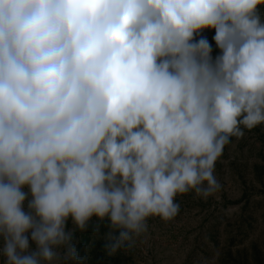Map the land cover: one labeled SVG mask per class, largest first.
<instances>
[{"label":"clouds","instance_id":"clouds-1","mask_svg":"<svg viewBox=\"0 0 264 264\" xmlns=\"http://www.w3.org/2000/svg\"><path fill=\"white\" fill-rule=\"evenodd\" d=\"M264 0H0V255L133 249L177 196L207 200L231 138L264 125ZM205 30H214L213 47ZM27 189V190H25ZM71 220L73 227L68 229ZM209 256L193 264H219ZM187 251L173 264H184Z\"/></svg>","mask_w":264,"mask_h":264},{"label":"rangeland","instance_id":"rangeland-1","mask_svg":"<svg viewBox=\"0 0 264 264\" xmlns=\"http://www.w3.org/2000/svg\"><path fill=\"white\" fill-rule=\"evenodd\" d=\"M203 35L215 47L214 30ZM243 130L244 136L232 137L217 162L220 192L207 200L192 192L178 195L180 212L175 220L150 219L149 233L133 249L110 258L104 255L103 264H173L188 249L184 264H193L198 254L210 255L205 238L220 251L219 264H264V125ZM67 227H73L71 220ZM82 234H75L77 248L81 256L87 251L92 264L94 256L82 245ZM0 264H5L2 255Z\"/></svg>","mask_w":264,"mask_h":264},{"label":"trees","instance_id":"trees-1","mask_svg":"<svg viewBox=\"0 0 264 264\" xmlns=\"http://www.w3.org/2000/svg\"><path fill=\"white\" fill-rule=\"evenodd\" d=\"M218 53H219V50L213 47V53H212L213 56H216ZM94 225H95V222H92L88 230L83 232L82 237H81V243L82 245L88 246L89 251L91 252V254H93L94 258L92 260V264H103L105 253L103 251L104 241L102 239L103 237L102 233L106 232L107 229L102 226L100 228V235L97 236V235H94Z\"/></svg>","mask_w":264,"mask_h":264}]
</instances>
